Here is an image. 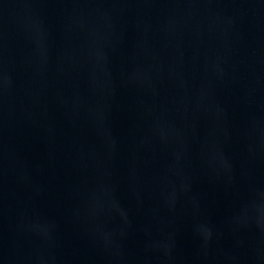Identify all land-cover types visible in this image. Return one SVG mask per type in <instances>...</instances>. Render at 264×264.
I'll list each match as a JSON object with an SVG mask.
<instances>
[{
  "label": "water",
  "instance_id": "obj_1",
  "mask_svg": "<svg viewBox=\"0 0 264 264\" xmlns=\"http://www.w3.org/2000/svg\"><path fill=\"white\" fill-rule=\"evenodd\" d=\"M0 264H264V0H0Z\"/></svg>",
  "mask_w": 264,
  "mask_h": 264
}]
</instances>
